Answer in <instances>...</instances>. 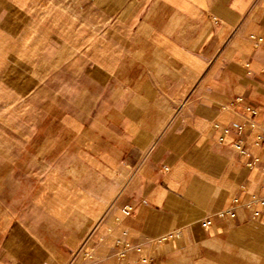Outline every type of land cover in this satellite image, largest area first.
Instances as JSON below:
<instances>
[{
    "label": "crops",
    "instance_id": "obj_1",
    "mask_svg": "<svg viewBox=\"0 0 264 264\" xmlns=\"http://www.w3.org/2000/svg\"><path fill=\"white\" fill-rule=\"evenodd\" d=\"M5 1L0 35L35 32L68 78V111L84 113L75 142L99 166L125 152L135 161L90 264H120L118 237L132 264H259L264 0H39L19 15ZM227 209L234 216L219 215Z\"/></svg>",
    "mask_w": 264,
    "mask_h": 264
},
{
    "label": "rangeland",
    "instance_id": "obj_2",
    "mask_svg": "<svg viewBox=\"0 0 264 264\" xmlns=\"http://www.w3.org/2000/svg\"><path fill=\"white\" fill-rule=\"evenodd\" d=\"M10 1L18 15L39 2ZM5 6L0 0V20ZM26 24L36 29L31 17ZM29 36L0 35V264H90L102 223L112 232L117 221L109 209L135 161L125 152L99 166L75 142L84 113L68 111V78L56 74L52 48L38 47L35 32ZM254 260L264 264V255Z\"/></svg>",
    "mask_w": 264,
    "mask_h": 264
},
{
    "label": "built area",
    "instance_id": "obj_3",
    "mask_svg": "<svg viewBox=\"0 0 264 264\" xmlns=\"http://www.w3.org/2000/svg\"><path fill=\"white\" fill-rule=\"evenodd\" d=\"M259 203H264V199H261L259 202H257V204ZM254 201H249L246 203V207L247 208H253L255 205H257ZM124 214H129L131 212V208L124 206L122 209ZM254 214L258 213V210H253ZM220 216H234V211L233 209H227L224 211H221L219 213ZM211 221L209 219H205L202 221V225L203 226H208L210 225ZM178 234L174 231L167 233V235H163L160 238H158V241L161 240H166L167 238L173 237V236H177ZM131 243L121 237H118L115 241V255L116 257L119 259L120 264H132L131 260H129V253L131 250ZM151 260V256L150 255H141L139 257V261L141 263H147Z\"/></svg>",
    "mask_w": 264,
    "mask_h": 264
}]
</instances>
